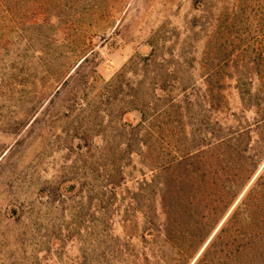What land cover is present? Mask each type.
<instances>
[{"label":"rangeland","instance_id":"rangeland-1","mask_svg":"<svg viewBox=\"0 0 264 264\" xmlns=\"http://www.w3.org/2000/svg\"><path fill=\"white\" fill-rule=\"evenodd\" d=\"M261 77L264 0H0V264H181L237 185L221 141L255 129L238 86ZM198 149L195 178L171 184L196 204L165 230L166 169Z\"/></svg>","mask_w":264,"mask_h":264},{"label":"trees","instance_id":"trees-1","mask_svg":"<svg viewBox=\"0 0 264 264\" xmlns=\"http://www.w3.org/2000/svg\"><path fill=\"white\" fill-rule=\"evenodd\" d=\"M203 68L206 69V65H203ZM213 77L209 73L205 81L209 89H213L214 87V85L211 86ZM260 82L261 85L256 91V94H251L246 89L238 86L243 106L248 110L254 109L256 118L254 124L255 129L253 131L248 129L246 131L236 132L228 140L221 141L229 149L228 154L225 156V162L232 165V174H234L233 177L236 180L234 183L237 185L233 184L229 189L224 191V199L218 202L216 201L221 206L219 210L218 207H213L209 211L211 213L209 216L210 226L208 225L206 229L203 227L204 221L209 217L201 218V221L196 223L193 230L197 233H193V236H190L189 247L178 250L175 253V259L172 263L264 264V167L229 216L222 222L219 230L211 238L209 243L207 245L205 244L217 228L215 226L217 224L215 223L219 221L221 215L239 197L240 193L255 175L258 165L264 160V77H261ZM221 89V87L216 88V91L221 92ZM210 99L213 100L211 97ZM215 109H218V107ZM140 114L141 123L137 127L141 128L142 124H145V115L142 111H140ZM252 132L257 134L256 149L252 155H248L247 137ZM135 136H137V133L136 135L133 134V137ZM201 153L199 151L194 154H185L175 166L179 168L174 169L172 165H168L166 169L168 180L164 183L166 187L164 191L165 195L161 198L160 203L161 214L165 217V223L163 222L165 230L172 223V225L176 226L184 224L185 220L188 219V208L190 209L196 204L194 197L191 196L173 203L171 184L175 182L178 185H184L188 184L190 179L195 178V176L191 177L190 170L188 169L191 164L189 165L188 163H195V165L201 164L204 158V154ZM170 171H176L177 174L173 175ZM179 207L180 209L178 210ZM152 208L148 213H143L145 225L144 237L147 236L148 242L151 244L157 242L160 236H162V233L154 225V221L156 220L155 203H152ZM218 214L219 216L217 218ZM164 236L166 237L165 234ZM167 240L169 239L167 238ZM204 245H206L205 248H203ZM198 254L199 256H197ZM150 255L153 259L157 258V261L163 260L158 258V253L153 250H150ZM146 261L150 262L147 259Z\"/></svg>","mask_w":264,"mask_h":264},{"label":"water","instance_id":"water-1","mask_svg":"<svg viewBox=\"0 0 264 264\" xmlns=\"http://www.w3.org/2000/svg\"><path fill=\"white\" fill-rule=\"evenodd\" d=\"M210 240H211V239H210ZM210 240H209V241H210ZM208 243H209V242H208ZM208 243H207V244H208Z\"/></svg>","mask_w":264,"mask_h":264}]
</instances>
